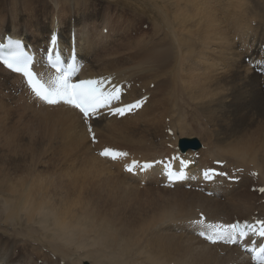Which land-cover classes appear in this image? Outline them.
<instances>
[{
  "label": "bare ground",
  "instance_id": "1",
  "mask_svg": "<svg viewBox=\"0 0 264 264\" xmlns=\"http://www.w3.org/2000/svg\"><path fill=\"white\" fill-rule=\"evenodd\" d=\"M51 1L52 15L29 24L11 18L6 27L0 25V39L5 35L23 38L38 49L46 43L55 22L61 43L68 45L74 33L78 61L85 64L81 78L114 74L119 82L133 81L125 104L141 98L142 91L150 95L139 114L127 120L133 118L129 124L150 133L135 140V135L122 130V138L121 127L116 124L125 122L122 127L129 129L127 117L101 118L92 123L98 138V144L92 147L77 110L66 104L45 106L19 76L0 67L2 113L10 112L20 121L27 118L28 122L62 125L58 138L73 149L79 148L77 151L84 156V160L80 157V165L86 170L82 174L79 171L80 178L71 174L72 165L66 170L74 177L51 179L29 173L13 179L6 177L11 170L0 166V174L4 175L0 177V221L9 233H0V264H38V260L40 264H248L234 247L216 246L218 243L209 246L198 240L192 235L197 229L185 223L196 219L199 212L213 223L249 220L255 213L264 218V194L258 196L249 190L264 186V82L242 63L243 51L252 64L259 54L264 59L260 49L264 46V12L255 14L251 7L255 1L260 10L264 0H122L131 9H149L153 14V18H147L151 20L148 36L133 41L135 49L129 59L133 68H122L124 62L103 66L112 61V56L122 58V47L104 41L107 36L101 32L106 26L102 16L90 9L89 0ZM58 3L64 7L58 8ZM256 19L262 25L256 26ZM192 30L197 45L192 42ZM203 39L218 51L216 63L202 62ZM40 73L43 80L51 76L47 71ZM171 105L176 115L166 127L173 130V137L158 130ZM192 138L202 145L197 153L201 155L200 167L226 162V168L256 170L258 182L245 175L237 185L218 179L215 195L206 197L185 190L183 185L163 189L156 172L138 180L124 174L117 164L107 166L95 155V151L110 146L152 161L169 156V146L175 148L179 140ZM26 141L33 144L28 136ZM2 151L0 147V154ZM79 166L76 168L81 170Z\"/></svg>",
  "mask_w": 264,
  "mask_h": 264
},
{
  "label": "rangeland",
  "instance_id": "2",
  "mask_svg": "<svg viewBox=\"0 0 264 264\" xmlns=\"http://www.w3.org/2000/svg\"><path fill=\"white\" fill-rule=\"evenodd\" d=\"M20 1H21V3H20ZM89 1L91 3L90 9L96 10V15L102 16V18H103L104 26H106V29H104L103 32H101V33L103 36H107L104 41L108 42V40H110V42H117L118 44H120V47H122L120 52H121V56H123V57L118 59V58L112 56V61L104 63L103 66L110 67L114 64L120 65V64L125 63L124 67H122V68L131 67L132 66L131 64H133V61L132 60L129 61V59H131L130 55L132 56L133 49H135L133 41L135 39L145 38L148 36L149 32L151 31V25H150L151 20H148L147 18L149 16H152V18H153V14L149 13V9H146V11H142V10H138V9H131L127 5V3L123 2L122 0H89ZM131 1L137 2L136 0H131ZM1 2H3V3H1ZM50 3H51V6L49 7L48 5ZM38 4H39V6H38ZM57 6L59 8L60 6H63V5L58 3ZM251 7L255 11V14L264 12V6L261 7L262 10L260 9L261 10L260 11L258 9L257 3L255 1L252 2ZM1 10H2V12H1ZM53 10H54V8L52 6L51 0H29V1L28 0H0V12H1L0 19H2V21H3V22H0V25H3V27H6V24L10 21L11 18H15L18 21L19 20L25 21V23H27V24H29V22L30 23L31 22L40 23L42 20H44L45 16L52 15ZM66 11H65V13H67ZM50 18H52V16ZM97 21L100 22L101 19L100 20L98 19ZM257 25H262V22L259 19H256V26ZM3 30L5 31V29H3ZM192 32H193V30H192ZM194 35H195V33L193 32L192 42H194V44L197 45V42L194 41ZM173 43L175 44L176 41H173ZM203 43H204L203 44V50L200 54V58H201L202 62H205L206 64H212L213 62L216 63L218 51L216 52L214 45H212V44L208 45L204 39H203ZM234 43L235 44L238 43L237 38H235ZM248 44H250V43H248ZM108 49H110V45L108 46ZM131 49H132V51H131ZM234 50H235V48H234ZM122 53H124L125 56ZM242 55H243V58L251 59V57H244V55H245L244 51L242 52ZM256 59L262 60L263 57H261V55L259 54L256 57ZM122 62H124V63H122ZM242 63L245 66L247 65L244 62V59H242ZM250 64H252V63H250ZM126 66H128V67H126ZM101 68H102V66H101ZM131 68H133V67H131ZM139 74H140L139 71L136 72V76H138ZM260 78H262L261 82L263 83L264 82V76H260ZM150 89L153 90L154 87L150 88ZM263 90H264V83H263ZM6 93L7 92H5V94ZM186 112L188 113L189 110H187ZM136 114H139V113H136ZM8 115H10V116H8ZM175 115H176V110H174V107L171 105L169 108V111H168V115L164 121L165 124L162 122V124L158 125L159 126L158 127L159 132L162 131L164 134V132L167 129L166 124H170L172 119L175 117ZM4 116H5V118H4ZM11 116H12V114L10 112H8V114L6 113L4 115L1 111V108H0V134H1L0 135V147L3 148V151L1 153L2 155L0 154V158H1L0 159V166L7 167L8 169L11 170L6 177H11V178L15 179L18 177H23V176L30 173L34 176L37 175V176L43 177V178L46 177V178L56 179V178H61L62 176L63 177H66V176L70 177V175L73 174V172H74L76 174H73V175H76V176H78L77 178H80L81 176H79V174L80 173L82 174L83 172L86 171L84 166L82 167L80 165V164H82L81 159L84 160V158H83L84 156L81 155L82 153L79 152L80 150L77 151V149H79V148L74 147V149H73V147H71L72 145L68 144V142H65L64 140L61 141V139L58 138L59 131H61L63 129V128H61L62 125H59V123L56 122V125H57L56 126V125H54L55 123L52 121L51 122H40V121L28 122L27 118H23L21 120L23 122L22 123L20 120L15 119L17 117H15V116L11 117ZM130 117H132V116H130ZM152 117H155V116H152ZM132 119L133 118H131L129 120V122L130 121L132 122L133 121ZM134 119H136L135 116H134ZM14 120H16V122ZM127 120H128V117L126 119V123L129 124V122H127ZM154 120L156 121V119H154ZM25 121L27 123H24ZM19 122H20V124L21 123L22 124L20 125ZM40 123L43 125L42 126L43 128L41 127ZM50 123H51V125H50ZM122 123L124 124L125 122H122ZM123 124H121V125L116 124V125H118L117 126L118 128L121 127V130L119 132L122 133V134L120 133L122 138H124V136H123L124 133L122 130H126L125 132L129 136L135 135V140H137L143 136H146L147 134L150 133L147 129H145L141 126L133 127L131 123L129 124V126H131L129 129H124L125 126L122 127ZM3 133H5L6 135ZM16 134H17V136H16ZM10 135L12 138H10ZM20 135H21V137H20ZM192 135L194 136L195 134L193 133ZM4 136H6V137H4ZM27 136L32 139L31 142H33V144H29L26 141ZM17 137H19L18 140H20L22 138L21 142L20 141L18 142ZM14 138H16V139H14ZM7 140L9 142H7ZM14 140H17V141L14 142ZM5 141L7 142V144ZM10 141H13V143H11ZM197 141H198V143L200 142L198 139H197ZM17 143H21V144L18 145ZM5 144L8 146V147L7 146L5 147L6 149L4 148ZM62 144H65L64 146H66V147L69 146V147L64 148V147H62L63 146ZM18 147L21 148L22 150H20ZM9 148H10V150H9ZM13 149H14V152H13ZM72 149L75 150V152L77 151L78 153L76 152V154H74L75 152L72 151ZM150 150H153V149L150 148ZM9 151H11V152L9 153ZM131 152H133V151H131ZM67 153L68 154L70 153L69 156ZM71 153H73V155ZM15 154L16 155L18 154L17 157L15 156ZM78 154H80L81 156L80 155L78 156ZM4 155H6V156H4ZM19 155H20V157H18ZM21 156L23 159L21 158ZM74 156H75V158H74ZM14 157H16V158L14 159ZM77 157L79 158L80 161L77 160L78 159ZM80 157H81V159H80ZM70 158H72V159H70ZM73 158L76 160L75 161L76 163L77 162H79V163L76 164L74 162ZM72 161L74 162V164H72ZM104 164L109 166L111 163H108L107 161H105ZM23 165H24V167H23ZM63 165L65 166V168L63 167ZM69 165H70V167H69ZM72 165H74L73 167H75V168L80 165L84 171L80 168V166L78 168L81 170H78L77 168L76 169L73 168ZM60 167H62L63 169L62 168L60 169ZM67 167L69 169L71 167L74 169L73 170L71 168L72 173L68 169V171L71 173L70 175H67V173H68V171L66 170ZM79 171H80V173H79ZM112 171H114V168L112 169ZM73 175H71V177ZM3 176L4 175L0 174V177H3ZM141 187H144V183L141 185ZM3 224H4L3 221H0V233L5 234V235H9V233L4 229ZM7 228L8 229L10 228L9 222L7 223ZM40 263H41V260H38V264H40Z\"/></svg>",
  "mask_w": 264,
  "mask_h": 264
},
{
  "label": "snow or ice",
  "instance_id": "3",
  "mask_svg": "<svg viewBox=\"0 0 264 264\" xmlns=\"http://www.w3.org/2000/svg\"><path fill=\"white\" fill-rule=\"evenodd\" d=\"M9 43L13 44L16 50L10 52L7 56L0 55V62L7 68L22 74L27 87L35 98L49 105L63 103L78 110L85 124L88 123L90 118H94L101 109L107 108L109 114L122 116L141 106V101L137 100L131 104L113 107L115 103L121 100L122 88L120 86L112 85L110 88H106L104 78L73 81L72 77L78 71L74 62L63 61L61 54L54 52L52 49L48 50L47 64L54 70L55 75L50 76L47 80H42L32 70V58L20 50L19 41L9 40ZM88 131L91 134L92 129L90 126ZM93 139L95 138L93 137ZM99 155L117 160L126 157L127 153L105 148ZM152 166L151 163L141 165L137 161H132L130 165L125 167L127 171L132 172L136 168L144 171ZM211 174H215L212 169L203 171L205 179L211 178ZM168 175L169 179L175 176L174 173H168ZM259 191L264 192V188H260ZM192 223L199 227L198 235L210 244H235L238 240L257 233L260 237H264V220H256L255 226L240 222L213 223L206 222L205 217L201 214L200 219ZM250 251L253 252L252 259L256 264H264V246Z\"/></svg>",
  "mask_w": 264,
  "mask_h": 264
},
{
  "label": "water",
  "instance_id": "4",
  "mask_svg": "<svg viewBox=\"0 0 264 264\" xmlns=\"http://www.w3.org/2000/svg\"><path fill=\"white\" fill-rule=\"evenodd\" d=\"M185 142H188V141H186V140H182L180 144H183V143H185Z\"/></svg>",
  "mask_w": 264,
  "mask_h": 264
}]
</instances>
